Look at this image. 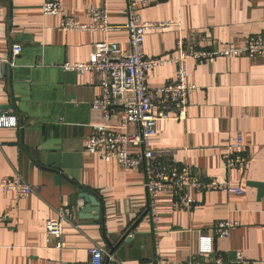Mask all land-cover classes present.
Listing matches in <instances>:
<instances>
[{"label": "crops", "instance_id": "crops-1", "mask_svg": "<svg viewBox=\"0 0 264 264\" xmlns=\"http://www.w3.org/2000/svg\"><path fill=\"white\" fill-rule=\"evenodd\" d=\"M43 1L0 0V114L17 118L16 127L0 128V180L18 175L33 190L25 199L0 190V264H89V248L108 252V243L117 245L112 264L158 258L179 264L197 253L199 235L212 237L220 220L237 225L228 236L212 238L216 253L232 259L241 251L253 264H264V57L186 61V80L197 86L189 94L186 118L158 123L149 147L172 152L178 162L227 180L243 193L193 194L196 203L189 212L173 210L171 196L163 194L156 202L159 219L151 222L143 216L142 172L83 151L92 126L102 122L91 107L100 93L98 77L61 68L64 62L88 61L102 41L128 50L127 31L60 30L58 16L42 14ZM59 1L81 22H88L89 8L99 7L111 24L127 20L126 0ZM139 11L143 20L179 24L146 34L144 51L150 57L175 53L178 34H189L205 48L240 46L249 35L264 36V0H148ZM16 44L21 51L13 55ZM175 78L174 65H160L148 74L147 85ZM125 129L132 132L135 126ZM235 132L243 136L247 163L242 173L228 175L224 158ZM79 186L99 197L103 223L75 211L64 223L58 248L46 236L45 220L60 206L82 208L83 200L75 199Z\"/></svg>", "mask_w": 264, "mask_h": 264}, {"label": "built area", "instance_id": "built-area-1", "mask_svg": "<svg viewBox=\"0 0 264 264\" xmlns=\"http://www.w3.org/2000/svg\"><path fill=\"white\" fill-rule=\"evenodd\" d=\"M148 4V0H126L127 20L122 25L111 24L104 7L89 8L88 22H81L63 9L59 0H44L41 5L43 15L59 17V29L63 31H100L108 32L124 28L127 31L129 46L125 50L118 42L102 41L96 43L91 58L86 62H64L65 71L83 74L93 73L98 77L100 93L91 101V107L101 114L102 122L94 124L90 134L84 139L83 151L90 155H99L103 160H115L124 169L139 170L144 176L146 194L143 216L149 221L159 219L157 199L163 194L171 196L173 210L191 211L196 199L193 194L220 191L226 194L243 193V189L227 180L208 177L193 170L185 163L178 162L172 152H163L149 147L156 133L158 123L163 120L186 118L189 94L197 86L186 80V61L213 62L217 58L264 57V36L249 35L240 46L228 45L205 48L195 42L189 34H178L174 41V52L162 56L150 57L144 51L147 33L179 28L178 23L168 20H143L139 9ZM21 46H12V54L18 55ZM174 65L176 78L162 86L147 85L148 74L157 66ZM118 116V122L112 120ZM134 125L135 130L125 129ZM17 126V118L5 112L0 114V128ZM228 152L224 158L226 173H242L247 158L242 153L243 136L240 132L228 138ZM2 192H13L18 199L27 198L32 188L18 175L0 180ZM81 206H60L54 217L45 220L44 229L48 238L56 240L60 248L63 239L64 223L71 222ZM7 214L3 215V219ZM237 225L229 220H220L212 227V237L199 235V247L195 254L188 256L179 264H253L241 251L234 257L216 253L212 238H224ZM89 264H107L115 262L100 246L91 247ZM139 264H164L161 258L145 260Z\"/></svg>", "mask_w": 264, "mask_h": 264}, {"label": "water", "instance_id": "water-1", "mask_svg": "<svg viewBox=\"0 0 264 264\" xmlns=\"http://www.w3.org/2000/svg\"><path fill=\"white\" fill-rule=\"evenodd\" d=\"M22 39L28 40L29 37L27 34H23ZM3 69H6V64H3ZM75 199H82L83 206L80 208L79 217L80 218H89L103 223V209L101 207V201L99 197L91 190L79 186L77 193L75 194ZM128 234V233H127ZM127 234L121 238V241L127 238ZM117 245H111L108 243L109 251L108 254L112 255ZM104 264H107V258L104 261Z\"/></svg>", "mask_w": 264, "mask_h": 264}]
</instances>
